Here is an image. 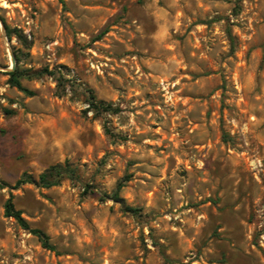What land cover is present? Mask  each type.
<instances>
[{
  "label": "rangeland",
  "instance_id": "374dc122",
  "mask_svg": "<svg viewBox=\"0 0 264 264\" xmlns=\"http://www.w3.org/2000/svg\"><path fill=\"white\" fill-rule=\"evenodd\" d=\"M0 264H264V0H0Z\"/></svg>",
  "mask_w": 264,
  "mask_h": 264
},
{
  "label": "trees",
  "instance_id": "16d2710c",
  "mask_svg": "<svg viewBox=\"0 0 264 264\" xmlns=\"http://www.w3.org/2000/svg\"><path fill=\"white\" fill-rule=\"evenodd\" d=\"M13 35H16L18 40L24 45L29 44L27 38L24 35H22L21 33L17 31L13 32L8 29V36L10 39ZM46 72H48V70H46ZM7 74L10 76L9 84L11 86L17 87L19 90L26 92L30 96L34 95L33 92H30L26 88L23 87L21 83V78L25 76V74H22L18 68H16V70L8 72ZM50 75L53 76L55 74L53 72H50ZM56 79L58 82V86H62L65 81L64 76L61 75L60 77ZM89 92H90V99H89L90 108L95 111L96 115L113 114V113H117L118 111H120L119 109H114L111 104H107L106 102H103V101H98L95 95L93 94V92L92 91H89ZM76 178H77L76 169L73 168L70 164L68 163L56 164L48 168L38 177L25 173L17 181L15 187H20L21 185H25V184H34V185L44 187V188H52V187L60 186L61 183L66 179L73 180ZM125 181L126 180H123L122 182H120L118 184L117 189L112 194V197L116 202L124 203V200L120 196V192L124 186ZM125 210L127 212H132V213H138L140 211L139 209L132 208L130 206H126ZM6 212L8 216L13 217L23 228L30 230L31 233L36 235L39 238V240L42 242L45 248L49 250H55V246H53L50 242V237L40 229H31L27 220L22 216V212L15 208L11 200H9L6 205Z\"/></svg>",
  "mask_w": 264,
  "mask_h": 264
}]
</instances>
